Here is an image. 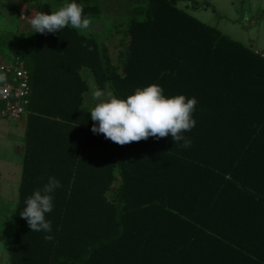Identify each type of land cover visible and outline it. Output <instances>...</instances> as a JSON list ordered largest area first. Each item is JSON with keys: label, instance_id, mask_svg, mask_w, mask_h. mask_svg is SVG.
Returning a JSON list of instances; mask_svg holds the SVG:
<instances>
[{"label": "trees", "instance_id": "1", "mask_svg": "<svg viewBox=\"0 0 264 264\" xmlns=\"http://www.w3.org/2000/svg\"><path fill=\"white\" fill-rule=\"evenodd\" d=\"M71 2L35 0L46 13ZM75 2L91 23L118 11ZM121 2L115 59L98 33L71 26L35 32L32 60L22 58L31 100L10 264H264V55L177 0ZM86 70L106 97L151 84L195 97L191 146L93 133ZM49 177L62 185L52 231L31 232L20 213Z\"/></svg>", "mask_w": 264, "mask_h": 264}, {"label": "clouds", "instance_id": "2", "mask_svg": "<svg viewBox=\"0 0 264 264\" xmlns=\"http://www.w3.org/2000/svg\"><path fill=\"white\" fill-rule=\"evenodd\" d=\"M27 19L35 32L41 34L55 33L67 26L87 30L91 25L90 19L84 16L83 6L75 0L51 13H32ZM85 47L92 51L90 46ZM91 95L97 101L90 109L91 120L95 122L91 129L93 133L103 134L106 139L121 146L149 137L160 139L169 135L176 143L182 141V147L191 146L192 141L183 133L190 132L196 126L193 113L198 101L195 97L166 96L163 88L157 84L137 88L126 99L114 95L106 97L100 89L92 90ZM60 187L59 180L49 177L47 183L26 198V207L20 216L27 221L31 232L51 233L52 225L51 221L46 220V213L53 211L52 193ZM44 238L48 241L54 239L52 235Z\"/></svg>", "mask_w": 264, "mask_h": 264}, {"label": "rangeland", "instance_id": "3", "mask_svg": "<svg viewBox=\"0 0 264 264\" xmlns=\"http://www.w3.org/2000/svg\"><path fill=\"white\" fill-rule=\"evenodd\" d=\"M113 3L118 11L91 23L86 32L98 33L101 40L110 44L113 58L117 56L115 43L123 37V28L127 18L122 0H106ZM210 3V6H207ZM177 4L193 13L198 18L212 25H217L223 32L254 48L264 50V0H177ZM35 13L36 11L33 10ZM7 35L0 34V55H16L26 61L32 60L35 45V30L27 25L23 32L13 33L7 29ZM90 92L96 88L93 77L86 70ZM12 123V122H11ZM13 124V123H12ZM17 126L19 123H16ZM11 132L0 131V157L17 148V142L10 136ZM5 146V148H4ZM5 155V156H6ZM11 169V168H10ZM13 169L16 175H10L9 166L0 159V264H8V255L13 241L15 210L19 193L17 175L18 166ZM5 175H1L2 171Z\"/></svg>", "mask_w": 264, "mask_h": 264}, {"label": "crops", "instance_id": "4", "mask_svg": "<svg viewBox=\"0 0 264 264\" xmlns=\"http://www.w3.org/2000/svg\"><path fill=\"white\" fill-rule=\"evenodd\" d=\"M33 10L38 12L36 8L35 0H0V34L7 35L8 34V31H6L7 29L13 30L14 31L13 33L21 34L24 28H26L27 25H30L28 23V19L22 18L21 15L25 14L26 17L30 16L32 15V13H34ZM117 43L113 45H114V49L118 52V48L115 46ZM252 48L255 51L264 55L263 49L254 48V47ZM26 121H27V117L16 121L0 120V131L11 132L10 136H12L15 139V142H17L16 149L11 150L8 153V156L4 154L6 152L4 151L2 155L3 157H0L1 161H3L4 163H6V165L9 166L10 172H8V174L10 175H16V172L14 171L15 169H13L14 165L18 166L17 175H22L23 156L25 151ZM16 123H19V125L17 126ZM5 174L6 172L2 171L1 175H5ZM20 181H21V176L18 180V185H20ZM10 249L8 255V264H10Z\"/></svg>", "mask_w": 264, "mask_h": 264}, {"label": "built area", "instance_id": "5", "mask_svg": "<svg viewBox=\"0 0 264 264\" xmlns=\"http://www.w3.org/2000/svg\"><path fill=\"white\" fill-rule=\"evenodd\" d=\"M0 77V120L25 118L31 100V74L25 61L16 55L0 56Z\"/></svg>", "mask_w": 264, "mask_h": 264}]
</instances>
